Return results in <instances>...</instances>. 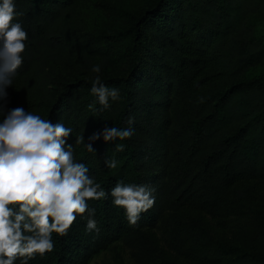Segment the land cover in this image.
<instances>
[{"label":"trees","instance_id":"16d2710c","mask_svg":"<svg viewBox=\"0 0 264 264\" xmlns=\"http://www.w3.org/2000/svg\"><path fill=\"white\" fill-rule=\"evenodd\" d=\"M86 1L14 0L13 22L28 38L11 85L42 71L40 106L52 84L45 62L73 52L82 76L58 87L46 111L38 106L33 114L72 130L66 146L74 160L106 192L117 182L145 184L158 197L164 187L167 205L197 242L187 250L200 264H264V0H153L107 41L85 31L78 10ZM96 76L119 90L107 109L91 93ZM11 85L0 98V122ZM111 127H131L133 135L89 140ZM157 127L165 130L161 138ZM88 204L99 232L86 231L88 216L78 215L66 236L52 234V252L28 264H88L158 219L156 199L135 226L111 195Z\"/></svg>","mask_w":264,"mask_h":264},{"label":"clouds","instance_id":"9594fccd","mask_svg":"<svg viewBox=\"0 0 264 264\" xmlns=\"http://www.w3.org/2000/svg\"><path fill=\"white\" fill-rule=\"evenodd\" d=\"M14 0L0 3V98L22 65L27 32L18 22ZM100 66L92 68L100 72ZM91 93L103 109L109 99H119V90L109 88L96 76ZM93 109V105H89ZM95 110V109H93ZM131 125L133 119L129 118ZM72 130L57 122L16 107L8 111L0 122V264H28L37 255L52 252V234L64 237L76 217L87 214L86 231L99 232L94 219L95 209L88 201L113 198V204L125 210L130 226L137 225L140 214L155 204L153 189L145 184L117 182L108 192L89 175V169L74 160L72 145L66 140ZM103 136L105 142L125 140L133 135L131 127L105 128L93 134L90 141ZM83 140V137L80 138ZM94 152L91 142L86 145ZM116 151H123L118 144ZM107 168H116L115 160H106Z\"/></svg>","mask_w":264,"mask_h":264},{"label":"rangeland","instance_id":"374dc122","mask_svg":"<svg viewBox=\"0 0 264 264\" xmlns=\"http://www.w3.org/2000/svg\"><path fill=\"white\" fill-rule=\"evenodd\" d=\"M152 1L87 0L79 6L78 16L90 36L101 37L103 41H107L108 37L117 31L126 29L139 12ZM53 59L45 62L52 66V68L48 67L52 81L49 98L39 106V101L45 92L40 79L42 71L31 80L20 76L19 80L10 87L11 94L4 117L9 110L16 107H23L31 113L40 107L41 113L45 112L47 104L57 94L58 87L82 76L77 57L73 52L64 51L55 64ZM33 67V63L28 66L26 69L28 74L33 72ZM110 72L112 75L121 74L118 69H112ZM164 133L162 127L155 129V134L159 138ZM158 193L159 196L155 197L158 205V219L155 225L144 229L136 236L117 240L107 249L93 255L88 264H200L193 256V252L187 250L190 249L189 243L197 245V242L191 240L192 236L187 232L183 219L167 205L166 189L160 188Z\"/></svg>","mask_w":264,"mask_h":264}]
</instances>
